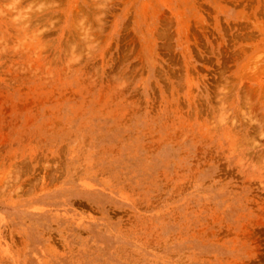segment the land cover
<instances>
[{
    "label": "rangeland",
    "instance_id": "1",
    "mask_svg": "<svg viewBox=\"0 0 264 264\" xmlns=\"http://www.w3.org/2000/svg\"><path fill=\"white\" fill-rule=\"evenodd\" d=\"M0 264H264V0H0Z\"/></svg>",
    "mask_w": 264,
    "mask_h": 264
}]
</instances>
